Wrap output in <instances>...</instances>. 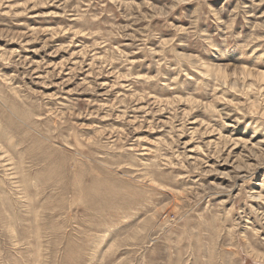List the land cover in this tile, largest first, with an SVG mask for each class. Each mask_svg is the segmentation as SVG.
I'll return each mask as SVG.
<instances>
[{
  "label": "rangeland",
  "instance_id": "374dc122",
  "mask_svg": "<svg viewBox=\"0 0 264 264\" xmlns=\"http://www.w3.org/2000/svg\"><path fill=\"white\" fill-rule=\"evenodd\" d=\"M0 264H264V0H0Z\"/></svg>",
  "mask_w": 264,
  "mask_h": 264
}]
</instances>
